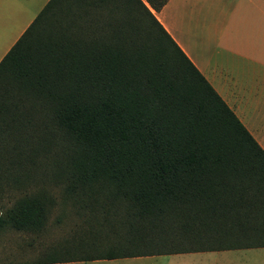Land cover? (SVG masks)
Here are the masks:
<instances>
[{
    "label": "trees",
    "instance_id": "trees-1",
    "mask_svg": "<svg viewBox=\"0 0 264 264\" xmlns=\"http://www.w3.org/2000/svg\"><path fill=\"white\" fill-rule=\"evenodd\" d=\"M166 1L49 0L0 60V227L40 231L47 185L80 222L36 263L264 246V150Z\"/></svg>",
    "mask_w": 264,
    "mask_h": 264
},
{
    "label": "crops",
    "instance_id": "crops-1",
    "mask_svg": "<svg viewBox=\"0 0 264 264\" xmlns=\"http://www.w3.org/2000/svg\"><path fill=\"white\" fill-rule=\"evenodd\" d=\"M48 1L0 0V60ZM151 10L264 150V0H167L159 10ZM258 248L264 246L215 251ZM157 256L163 255L18 264Z\"/></svg>",
    "mask_w": 264,
    "mask_h": 264
},
{
    "label": "rangeland",
    "instance_id": "rangeland-1",
    "mask_svg": "<svg viewBox=\"0 0 264 264\" xmlns=\"http://www.w3.org/2000/svg\"><path fill=\"white\" fill-rule=\"evenodd\" d=\"M38 187V186H37ZM34 184L30 191L35 189ZM55 197L56 204L52 208L46 225L40 231L17 230L9 225L0 227V264H18L35 262L43 258L53 246L67 240L80 223L74 216L69 203H61V187L47 185ZM21 193L13 188H6L0 198V208L9 207ZM65 209V216L60 217ZM59 217V218H58ZM76 264H264V248L247 251H207L163 255L139 261L116 259L109 261L81 262Z\"/></svg>",
    "mask_w": 264,
    "mask_h": 264
}]
</instances>
